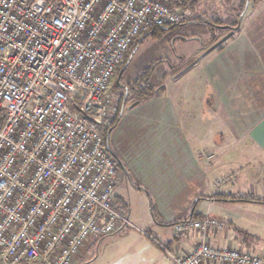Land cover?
<instances>
[{
	"label": "built area",
	"instance_id": "obj_1",
	"mask_svg": "<svg viewBox=\"0 0 264 264\" xmlns=\"http://www.w3.org/2000/svg\"><path fill=\"white\" fill-rule=\"evenodd\" d=\"M183 0H0V264H74L91 238L141 233L171 264H262L214 247L212 217L174 225L202 242L180 253L137 227L116 202L122 181L103 136L114 82L153 28L181 24Z\"/></svg>",
	"mask_w": 264,
	"mask_h": 264
},
{
	"label": "crops",
	"instance_id": "obj_2",
	"mask_svg": "<svg viewBox=\"0 0 264 264\" xmlns=\"http://www.w3.org/2000/svg\"><path fill=\"white\" fill-rule=\"evenodd\" d=\"M255 18L252 16L245 23V28L242 25L235 32L231 42L219 51L218 60L211 61L212 65L206 70L210 73L209 79L207 78L209 85L213 79L212 72L218 68L219 73L221 72L220 79L223 81L225 78L229 79L232 89L241 88L247 90V94L251 93L249 103L254 106L249 120L251 128L244 129L239 123L240 114L229 115L228 111L226 112L228 114L226 121L230 124L228 129L212 135L211 128L207 125L196 128L195 107L192 105L194 97L190 88L182 95L164 89V91L157 90L153 96L130 109L128 107L133 104L126 102L121 120L110 134V148L117 156L118 164L120 162L127 172L124 173L119 164L123 178L115 190V198L119 189L120 194L126 195V189L123 188L125 180L146 191L152 198L157 219H154L153 223H147L144 230L180 253L193 252L202 242V238L196 233L185 237L177 236L174 225L191 219L217 218L214 212L220 201L213 198L218 194L225 195V190L219 191L214 186L215 171L212 172L211 167L201 160L205 153H212V147L216 150L214 153L224 152L215 146L221 142L218 138L227 135L235 138L249 137L252 145L264 155V64L258 66L257 59L255 62L252 60L259 54L260 45L257 40L264 34V18L260 17V20ZM254 20L263 22L258 25L254 24ZM240 34L242 37L237 39ZM241 54L242 59H240ZM239 61L243 64V68H238ZM242 70L244 71L241 72L242 75H237ZM210 92L205 91V96ZM218 94H221L220 90ZM247 97L235 104L243 103ZM207 99L209 98H202L205 102ZM205 115L209 114H204V117ZM205 197L208 199H204ZM244 204L245 207L258 205ZM117 205L124 215L131 218V214L127 215L121 210L118 202ZM198 207L200 211L196 214ZM223 230L224 227L221 231L212 232L210 235L214 247L247 248V244L233 240L231 229ZM251 249L259 251L254 247ZM80 262L82 264H171L158 246L132 229H124L102 239L91 238L74 264Z\"/></svg>",
	"mask_w": 264,
	"mask_h": 264
},
{
	"label": "rangeland",
	"instance_id": "obj_3",
	"mask_svg": "<svg viewBox=\"0 0 264 264\" xmlns=\"http://www.w3.org/2000/svg\"><path fill=\"white\" fill-rule=\"evenodd\" d=\"M192 1L194 0H189L188 2ZM242 1L196 0L194 10L190 5L185 6L189 12L184 20L185 23L192 20H202L204 23H188L168 30L158 29L154 34L148 36L138 47V50L129 56L130 60L121 73L122 80L120 79L121 76L118 77L116 75L113 87L114 92L119 94L117 100L121 99V94H125L120 86L133 83L136 80L139 82L138 91L142 93H145L147 87H151L154 89L151 93L166 89L168 92L173 90L175 94L182 95L190 88L191 95L194 97V104L192 105L195 107L196 128H202L207 125L211 128L210 134L212 135L220 133L226 128L228 129L230 124L226 121L227 111L229 115L232 113L240 114L241 121L239 120V123H241L242 127L244 129L251 128L249 120L252 114L251 110L254 107L249 103L251 93L247 94V90L244 91L241 88L232 89L229 79L225 78L226 81L220 79L221 72L219 73L218 68H214L212 83L209 85L208 76H210V73L206 70L208 66L212 65L213 62L211 61L218 60L219 51H213L196 63L197 59L214 44L231 33V30L219 28L215 25L212 26L208 22H215L219 19L231 26L238 20L240 25L245 28V23L252 16L256 17L255 20H260V17L264 18V0H251L243 13L244 16L242 15L239 18ZM262 22L255 21L254 24L259 25ZM233 37L224 44V47L231 42ZM241 37L242 34L236 38L240 39ZM261 37L257 40L260 45L258 48L259 54L252 59L254 62L257 59L258 66L264 64V34ZM242 54L240 59L243 58ZM194 63L196 64L194 65ZM238 64L240 65L238 68H243V64H240V61ZM241 72L244 71H240L237 75H242ZM222 76L226 75L222 74ZM217 83L218 85H216ZM215 85L216 87H214ZM206 86H208L207 89ZM219 90L222 99H220L221 97L218 94ZM205 91L211 92L205 96ZM246 96L248 97L243 100V103L235 104ZM203 97L209 99L205 102L202 100ZM138 101V96H132L128 100V104L130 103L131 105ZM204 114L209 115L204 117ZM219 140L221 142H218L215 147L218 150L221 148L224 152L214 153L216 150L212 147V153H205L204 157L201 158L211 167L212 172L215 171L216 173L215 188L219 191L225 190V195H218L230 200L264 199V162H262L264 155L261 151L257 150L252 145V140H249V137L246 136L235 138L226 135L218 138ZM225 167L228 169H225ZM121 173H123L122 170ZM123 188L126 189V195L120 194L119 189L116 196V200L122 208L121 210L127 215L131 214L130 219L137 227L145 229L147 223H153L154 219H157L152 198L139 186L133 185L126 180ZM218 195L214 197H218ZM245 205L244 203L236 202H219L214 215L221 220L219 221L224 227L223 231L231 229L233 240L247 244V248L240 246L241 248L258 253L263 258L264 205L254 207H245ZM199 211L200 207L195 213L197 214ZM250 246L251 248H257L259 251L248 248ZM79 264L82 263L80 262Z\"/></svg>",
	"mask_w": 264,
	"mask_h": 264
},
{
	"label": "trees",
	"instance_id": "obj_4",
	"mask_svg": "<svg viewBox=\"0 0 264 264\" xmlns=\"http://www.w3.org/2000/svg\"><path fill=\"white\" fill-rule=\"evenodd\" d=\"M188 1L187 0H183V4L180 7L182 9H186L185 6H189L190 5L191 8L194 10L195 9V5H196V0H194L192 2H188ZM246 5H247V0H243L241 2V5H240L241 11H240V14H239V18H241V16L243 15V13L245 11V8H246ZM218 20L215 21V22H208V23L212 24V26L213 25H215L216 27L218 26L219 28L221 26H225L226 25L227 27L225 29H227V30H231V28H230L231 26L236 27V26L239 25V21L238 20L233 25H231V26H228V24L225 23L222 20H219V21ZM196 22H203V21L202 20H192V21L186 22V23H185V21H183L181 24L175 25V26H180V25H184V24H188V23H196ZM175 26H166V27H160V28H153L148 33H146L144 35V37L136 45H134L132 47V49L130 50L128 56L126 57L125 61L123 62V64L120 66V68L118 70V73H117L118 77L121 76L120 79L122 80L121 73H122L123 68L126 67V65L128 64V61L130 60L129 56L132 55V53L134 51L136 52L138 50V47H140V45L148 38V36H150L151 34H154L155 31H157L158 29L168 30V29H170L172 27H175ZM224 44L222 46H220L218 49H216L215 51H221L224 48ZM201 60L202 59H199L198 58L197 61H196V63H198ZM196 63H194V65ZM188 69H190V68H188ZM138 85H139V82H138V80H136V81H134L132 83L131 88L128 87L129 88V92H130V96H127V99H126L127 100V103H128V100L132 96L133 97L134 96H138L139 101L136 102V103H134V104L138 105L139 103H142L145 99H147V98H149V97H151V96L154 95V93H151V92L154 91L153 88L147 87V90H145V93H142L141 91H138V89H139ZM148 93H150V94H148ZM148 95H150V96L148 97ZM124 101H125V95L124 94H121V99L117 100V102H116V118H115L114 124L111 127L105 128L104 131H103V136H104L105 141L107 139L108 134L109 133L111 134L112 130H114L116 128V126L118 125V123L121 120V116H120L121 110H122V108H123L124 105H127V104L124 103ZM112 152H113V150H112ZM112 155L115 158L117 157L114 152H113ZM204 199H208V198L205 197ZM213 199H216L217 201H220V202L254 203V204H258V205H264V199H255V200L254 199H234V200H230V199H226L224 196H221V195H218V197H214ZM227 200H230V201H227Z\"/></svg>",
	"mask_w": 264,
	"mask_h": 264
},
{
	"label": "water",
	"instance_id": "obj_5",
	"mask_svg": "<svg viewBox=\"0 0 264 264\" xmlns=\"http://www.w3.org/2000/svg\"><path fill=\"white\" fill-rule=\"evenodd\" d=\"M249 2H250V0H247V5H246L245 10L247 9ZM240 22H241V21H240ZM226 27H227V26H221L220 28H226ZM230 28H231V33L228 34L225 38H223V39H221L220 41H218L216 44H214V45H213L208 51H206V52H205V53H204L199 59H202V58H204L205 56H207L208 54L212 53L213 51H215L216 49H218L220 46H222L224 43H226L231 37H233L234 34H235V32H237V31L240 29V23H239L238 26H236V27H230ZM118 83L120 84V81H119V80H118ZM120 88H121V89H125V91H126L125 101H124V103H126V99H127L128 94H129V88H128V86H126V85H121ZM135 105H136V104L131 105L130 107H128V109H130L131 107H134ZM124 111H125V107L123 106V108H122V110H121V113H120V116L123 115ZM106 141H107L108 152L112 155L113 152H112V150H111V148H110V133L108 134ZM119 164H120V166L122 167V165H121L120 162H119ZM122 170H123L124 173L127 174V172H126V170L124 169V167H122ZM227 201H230V200H227Z\"/></svg>",
	"mask_w": 264,
	"mask_h": 264
},
{
	"label": "flooded vegetation",
	"instance_id": "obj_6",
	"mask_svg": "<svg viewBox=\"0 0 264 264\" xmlns=\"http://www.w3.org/2000/svg\"><path fill=\"white\" fill-rule=\"evenodd\" d=\"M128 84H129V83H128ZM128 84H125V85L128 86L129 88H131L132 84H130V85H128ZM123 90H124V92H125L124 95H126V91H125V89H123ZM129 96H130V92H129ZM126 102H127V100H126Z\"/></svg>",
	"mask_w": 264,
	"mask_h": 264
}]
</instances>
